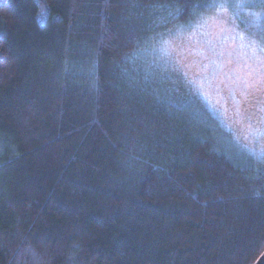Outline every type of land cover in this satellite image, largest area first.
<instances>
[{
  "label": "trees",
  "instance_id": "1",
  "mask_svg": "<svg viewBox=\"0 0 264 264\" xmlns=\"http://www.w3.org/2000/svg\"><path fill=\"white\" fill-rule=\"evenodd\" d=\"M215 1L0 0V264H255L264 152L156 53Z\"/></svg>",
  "mask_w": 264,
  "mask_h": 264
},
{
  "label": "rangeland",
  "instance_id": "2",
  "mask_svg": "<svg viewBox=\"0 0 264 264\" xmlns=\"http://www.w3.org/2000/svg\"><path fill=\"white\" fill-rule=\"evenodd\" d=\"M221 1L192 29L176 28L164 39L170 55L158 47L156 53L189 96L218 118L231 143L258 155L264 152V43L228 12L233 0ZM251 33L262 34L260 26Z\"/></svg>",
  "mask_w": 264,
  "mask_h": 264
},
{
  "label": "snow or ice",
  "instance_id": "3",
  "mask_svg": "<svg viewBox=\"0 0 264 264\" xmlns=\"http://www.w3.org/2000/svg\"><path fill=\"white\" fill-rule=\"evenodd\" d=\"M215 5H209V7H214ZM196 7H198V5L196 6ZM253 23H255V24H257V25H259L260 24V19H259V17H257L254 21H253ZM170 41H168V40H164V39H161V41H160V51L162 52V53H164L165 55H170V52H169V46H170ZM165 63H167V61H165Z\"/></svg>",
  "mask_w": 264,
  "mask_h": 264
},
{
  "label": "water",
  "instance_id": "4",
  "mask_svg": "<svg viewBox=\"0 0 264 264\" xmlns=\"http://www.w3.org/2000/svg\"><path fill=\"white\" fill-rule=\"evenodd\" d=\"M255 264H264V252L261 254V256L257 259Z\"/></svg>",
  "mask_w": 264,
  "mask_h": 264
}]
</instances>
